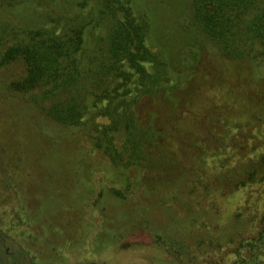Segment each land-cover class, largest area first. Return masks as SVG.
<instances>
[{"label":"trees","instance_id":"16d2710c","mask_svg":"<svg viewBox=\"0 0 264 264\" xmlns=\"http://www.w3.org/2000/svg\"><path fill=\"white\" fill-rule=\"evenodd\" d=\"M238 63L264 76V0H0V68H23L3 81L9 91L29 96L52 120L81 127L114 165L143 171L129 190L140 181L148 197L158 190V205L172 209L169 193L183 185L207 197L264 176L262 146L238 148L250 160L237 159L231 175L213 145L222 123L234 120ZM119 78L129 86L124 93ZM192 86L195 96L186 101L179 91ZM144 98L150 104L140 106ZM184 104L174 124L163 122L164 111L175 114ZM213 148L218 157L210 165ZM200 163L227 166L225 174L203 178L209 172ZM171 236L175 251L191 253L184 238ZM260 240L264 227L231 264H264L255 250Z\"/></svg>","mask_w":264,"mask_h":264},{"label":"rangeland","instance_id":"374dc122","mask_svg":"<svg viewBox=\"0 0 264 264\" xmlns=\"http://www.w3.org/2000/svg\"><path fill=\"white\" fill-rule=\"evenodd\" d=\"M237 68L231 83L234 120L222 123L208 144L228 159L231 175L237 159L245 166L250 160L238 148L262 146L264 153V76H256L250 65H232ZM125 69L130 70L127 64ZM22 70L17 64L0 68V264H231L238 252L247 253L243 242L264 227V176L239 187L230 183L207 197L201 188L198 193L183 185L179 193H169L173 209L158 205L163 196L158 190L148 197L140 181L129 190L143 171L114 165L81 127L60 124L29 96L10 92L5 82ZM116 84L121 88L125 78ZM180 92L186 101L195 96L193 86ZM148 99L140 106L150 104ZM187 109L184 104L175 114L164 111L163 122L174 124ZM216 149L206 155L210 165ZM200 165L209 172L203 178L224 175L227 167ZM173 233L191 245V253H179V246L175 251ZM255 250L264 262L263 240Z\"/></svg>","mask_w":264,"mask_h":264}]
</instances>
